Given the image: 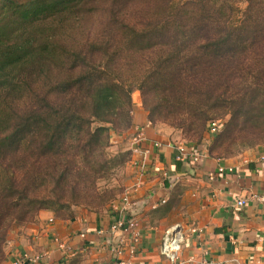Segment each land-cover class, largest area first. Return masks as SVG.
I'll use <instances>...</instances> for the list:
<instances>
[{"label":"trees","instance_id":"trees-1","mask_svg":"<svg viewBox=\"0 0 264 264\" xmlns=\"http://www.w3.org/2000/svg\"><path fill=\"white\" fill-rule=\"evenodd\" d=\"M237 1L0 0V264L14 224L74 216L136 91L150 123L197 145L229 115L212 156L264 145V0L235 19ZM44 160L57 179L36 194Z\"/></svg>","mask_w":264,"mask_h":264},{"label":"crops","instance_id":"crops-1","mask_svg":"<svg viewBox=\"0 0 264 264\" xmlns=\"http://www.w3.org/2000/svg\"><path fill=\"white\" fill-rule=\"evenodd\" d=\"M137 126L146 135L143 146L152 153L148 172L137 186L136 162L142 156L132 151L128 190L140 240L132 254L133 243L125 237L122 257L131 264H170L161 251L163 237L167 229L180 226V255L186 264H201L205 251L221 264H264V202L252 198L264 194V145L235 156H212L209 145L187 141L166 124L150 123L141 103L134 105L133 126L127 132L131 137ZM155 141L162 145L155 147ZM177 142L200 147L205 161L196 166L177 160ZM219 166L234 171L211 179L209 173ZM241 197L248 198V204L236 207ZM119 205L120 198L103 210L77 207L69 219L40 211L34 222L9 234L3 264H12L24 252L45 255L38 264H110L118 245L110 229Z\"/></svg>","mask_w":264,"mask_h":264},{"label":"built area","instance_id":"built-area-1","mask_svg":"<svg viewBox=\"0 0 264 264\" xmlns=\"http://www.w3.org/2000/svg\"><path fill=\"white\" fill-rule=\"evenodd\" d=\"M219 129V124L214 121L210 124L211 132H216ZM146 139V135L144 134L143 128L137 126L134 129V133L132 135V147L131 150L142 156L139 162H136L138 167L137 175H138V183L137 186H140L143 182L142 177L148 172L149 164L148 157L151 155V148H147L143 146V142ZM155 147H160L162 143L160 141H155L153 143ZM176 148L178 150L177 160L181 162H191L192 164L200 165L205 161L207 155L202 151L200 147H190L189 145L177 142ZM264 158V157H263ZM234 171L233 167L219 166L218 170L215 172H210L209 177L214 179L218 173H226ZM257 201L264 202V194L263 195H252ZM248 198H238L235 201L236 207H243L248 204ZM133 205L131 195L129 190L126 191L120 197V205L116 207L117 215L116 219L113 221L111 225V233L118 239V245L114 250L115 259L110 264H131L129 260H126L122 257V254L126 248L124 245L125 237H130L133 245H129V250L132 254L135 252V244L140 240V233L137 230L138 220L137 217L131 213L130 209ZM194 231H196L194 229ZM184 241V234L180 228V226H174L166 230L163 242H162V254L165 258L170 262V264H186L180 255L181 253V245ZM45 255L43 254H32L29 252H24L19 257L15 258L12 264H38ZM201 264H221L217 261H214L210 258L208 251L204 252V257L202 258Z\"/></svg>","mask_w":264,"mask_h":264},{"label":"rangeland","instance_id":"rangeland-1","mask_svg":"<svg viewBox=\"0 0 264 264\" xmlns=\"http://www.w3.org/2000/svg\"><path fill=\"white\" fill-rule=\"evenodd\" d=\"M246 5L247 3L245 0L237 1L238 11L236 12L234 16L235 19H240L242 15V10L245 9ZM133 100H134V105H137L138 103L143 104L141 93L139 91H136L133 94ZM229 117H230L229 115L221 114V118L214 120V121H216L221 127V125H223V123H225L229 119ZM159 123L166 124L168 127H171L177 131H180L183 139L187 141H193V140L197 141L198 140V138L196 139L189 138L186 134L183 133L181 129H176L169 123L158 122L156 124H159ZM127 132L128 131H123V132H120V134L119 133L117 134V132L114 131L112 133V136L110 138V146L107 148L106 153L108 154L109 157L114 158V161L110 163L111 167L108 172L100 171V172H97V174L93 176V178L91 177L90 181L93 180V182H90L88 184V188H83L80 191V197H82V200L80 201L79 206H74V209H77V207H86V208H92V209H97V210H103L106 207H108L110 204H112L113 201L120 198L126 191H128L130 187L128 186L129 163L132 158L131 147H132L133 142H132V137ZM216 132H211L210 125H209V130L205 132L200 143L207 144L210 147L215 142L214 137H215ZM226 143L227 142L224 143L225 146H226ZM221 150H223V148L222 149L217 148L216 152L220 153ZM243 151L244 150H240V149L238 150L237 148H234L233 153L225 154V155L235 156L239 153H242ZM28 152L30 153V151ZM94 156H97V152L94 153ZM94 160L96 161V159ZM99 162L100 164H102V161H99ZM9 163L11 162L8 161V164ZM44 163H45L44 166L36 165L35 170L33 171L34 175H38L37 176L38 187L33 188L36 194L41 193V192L43 193L49 192L52 189V187H54L55 180L57 179V176H55L53 173L50 174L49 169L46 170V168L53 167L52 162L44 160ZM21 175L23 177L25 174H21ZM68 191H69L68 193L71 194L70 192L71 190H68ZM111 194H114V196L108 200V197ZM86 195H88L89 197L93 196L91 198H95V199L92 200L88 196L86 199L85 198ZM36 218L34 219V221L36 220ZM27 224L28 223L14 224L9 230V234L13 230L20 228L21 226H24Z\"/></svg>","mask_w":264,"mask_h":264}]
</instances>
